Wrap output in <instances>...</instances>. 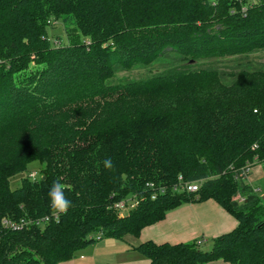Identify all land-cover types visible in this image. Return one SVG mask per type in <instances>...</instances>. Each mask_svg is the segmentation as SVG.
<instances>
[{"label":"trees","instance_id":"trees-1","mask_svg":"<svg viewBox=\"0 0 264 264\" xmlns=\"http://www.w3.org/2000/svg\"><path fill=\"white\" fill-rule=\"evenodd\" d=\"M260 51L264 0H0V264H62L210 199L238 221L210 251L135 250L149 264H264V204L243 175L264 164V69L218 67ZM161 60V74L115 82ZM33 163L40 179L12 189ZM54 181L71 201L58 218Z\"/></svg>","mask_w":264,"mask_h":264},{"label":"crops","instance_id":"crops-1","mask_svg":"<svg viewBox=\"0 0 264 264\" xmlns=\"http://www.w3.org/2000/svg\"><path fill=\"white\" fill-rule=\"evenodd\" d=\"M252 170L249 184L263 176L262 166H255ZM237 225V219L212 199L187 203L167 212L163 220L143 228L138 237L132 236L131 247L135 250L140 244L151 241L156 244L198 242L203 247L212 248L215 239L231 232ZM94 252L86 251L89 262L96 258ZM143 263L147 264V261ZM209 264L230 263L219 260Z\"/></svg>","mask_w":264,"mask_h":264},{"label":"rangeland","instance_id":"rangeland-1","mask_svg":"<svg viewBox=\"0 0 264 264\" xmlns=\"http://www.w3.org/2000/svg\"><path fill=\"white\" fill-rule=\"evenodd\" d=\"M53 35H62V27L58 26L57 29L51 31ZM65 39V38H64ZM171 60H161L158 63L145 67V68H136L130 72H119L116 74L115 82H120L122 80H136L140 78H145L148 76H152L155 74H161L162 72L168 69ZM240 62V63H239ZM245 62H250V67L252 68H262L264 69V51L256 52L249 55L247 58H243L241 61H233V60H222L218 67L220 70L232 71L238 70L237 64H244ZM229 64V65H227ZM236 64V65H235ZM207 66L208 63H198V66ZM253 164H250V171L247 174V180L251 181V172L253 171ZM262 166V175L261 178L254 180L250 185L251 187L260 194L262 199V204H264V164ZM255 167V166H254ZM41 166L38 163H33L29 166L26 173L19 174L12 178L11 180V188L16 189L21 186V181L28 176H32L34 173L36 174L37 180L40 179L41 174ZM130 205L122 209L123 214H127L130 210ZM132 236H128L125 240H115L102 237L100 240L94 245L89 246L75 254V256L67 262L62 264H144V261L149 263V260L140 254L138 251L132 249ZM201 249L204 251H210L211 248L201 246ZM94 250V256L96 258L89 262V257L86 254V251ZM83 256V258H81ZM91 258V257H90Z\"/></svg>","mask_w":264,"mask_h":264},{"label":"clouds","instance_id":"clouds-1","mask_svg":"<svg viewBox=\"0 0 264 264\" xmlns=\"http://www.w3.org/2000/svg\"><path fill=\"white\" fill-rule=\"evenodd\" d=\"M104 164L105 167L109 169L113 166L110 158L105 160ZM48 195L53 215L58 218L60 214H65L71 206V201L64 195L63 184L59 181H54Z\"/></svg>","mask_w":264,"mask_h":264},{"label":"built area","instance_id":"built-area-1","mask_svg":"<svg viewBox=\"0 0 264 264\" xmlns=\"http://www.w3.org/2000/svg\"><path fill=\"white\" fill-rule=\"evenodd\" d=\"M249 171H250V167H247V168L243 169L244 177H245V175H247L249 173ZM35 175L36 174L34 173L32 175V177H35ZM180 180H181V178H180ZM198 188H199V184L198 183H184V184H182L180 186V188H175L174 190L177 191L178 189H181V190L188 191V192H196L198 190ZM163 191L164 190H161V192H163ZM154 198H155V196H152V199H154ZM240 201L243 202L244 199L241 198ZM128 204L132 208V207H134L136 205V202L134 200L128 201V202L124 201V202H121V203L117 204L116 207H117V209H119V211L122 212V209L127 207ZM55 218H56V216H55ZM3 224L5 226H7L9 229L13 230V231L20 230V229H22L24 227V223H18L17 224V223H14V222H12L10 220H6V219L3 221Z\"/></svg>","mask_w":264,"mask_h":264}]
</instances>
